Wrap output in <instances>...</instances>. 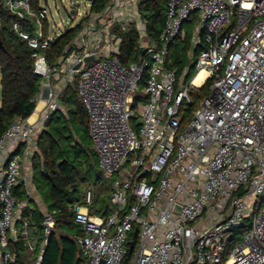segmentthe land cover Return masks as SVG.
I'll list each match as a JSON object with an SVG mask.
<instances>
[{
  "label": "built area",
  "instance_id": "built-area-1",
  "mask_svg": "<svg viewBox=\"0 0 264 264\" xmlns=\"http://www.w3.org/2000/svg\"><path fill=\"white\" fill-rule=\"evenodd\" d=\"M5 4L15 32L36 49L44 105L34 121L17 119L0 138V264H18L22 248L30 254L25 264H42L56 214L34 196L17 151L36 144L39 122L59 108L60 94L73 83L100 166L109 177L118 174L107 217L90 214L92 188L72 208L84 264H264V0H167L159 43L144 29V57L130 64L119 56L115 27L131 23L125 14L132 0L89 10L90 20L54 65L44 51L67 29L52 38L51 10L41 0L37 10L31 0ZM195 18L194 45L204 32L206 47L188 81L189 68L179 73L166 63L171 46L187 35L184 24ZM96 52L100 59L82 63ZM202 68L209 75L198 85ZM208 81L209 95L183 123L182 104Z\"/></svg>",
  "mask_w": 264,
  "mask_h": 264
},
{
  "label": "trees",
  "instance_id": "trees-1",
  "mask_svg": "<svg viewBox=\"0 0 264 264\" xmlns=\"http://www.w3.org/2000/svg\"><path fill=\"white\" fill-rule=\"evenodd\" d=\"M31 1L37 10L40 0ZM111 1L93 0L90 8L91 13L103 12ZM139 13L145 22L148 38L152 42L159 43L167 18V0H141ZM13 17L14 14L7 8L5 0H0V38L4 46L0 48V138L15 120L26 119L34 113L43 82V78L34 72L32 54L36 52V49L15 32ZM85 20H82L79 25L67 29L44 51L52 65L57 64L66 55L65 47L80 34ZM44 26L45 35H47L48 23L45 22ZM28 29L32 34H35L33 21L29 23ZM115 29L121 37L119 56L123 63L138 62L144 57L139 46V31L135 26L126 30L116 26ZM203 33L200 34V43L197 45H194L193 35L187 33L184 39L179 37L170 48L166 66L177 68L179 73L185 68H189L190 74L194 75L197 58L201 50L206 47ZM190 55L193 56V60ZM144 84L145 80L141 85ZM210 84L211 81H208L199 91H194L191 103L184 102L182 104L183 123L196 110L199 101L207 95ZM59 100L66 107L67 114H64L61 109H57L43 122L36 143L39 153L36 154L32 164L33 177L41 173L51 183L48 199L45 197L43 199L48 209L56 214V227L49 237L42 264H84L85 261L79 254L75 239V235L82 234L80 227L71 235H68L65 229L78 225L74 221L72 208L76 204L83 203L85 191L92 188L87 185L92 184L82 182L69 152L63 150L61 144L68 141L70 123L73 121L83 124L89 132L88 116L85 108L80 104L77 83L69 84L60 94ZM21 151L22 148L17 153ZM35 186L40 194L39 187ZM93 187L95 190L93 189L94 198L90 205V214L107 217L113 210L112 184L109 186L101 184L98 187L94 185ZM17 192L21 197H25L24 190L17 189ZM34 218L40 226L41 217L38 211H35ZM17 263L25 264L21 260H18Z\"/></svg>",
  "mask_w": 264,
  "mask_h": 264
},
{
  "label": "rangeland",
  "instance_id": "rangeland-1",
  "mask_svg": "<svg viewBox=\"0 0 264 264\" xmlns=\"http://www.w3.org/2000/svg\"><path fill=\"white\" fill-rule=\"evenodd\" d=\"M141 0H132V4L128 6V11L125 14V19L128 17L131 18V23L124 25L123 22L118 24L117 27H122L126 30L131 26H135L139 31V35L143 33L145 29V22L141 20V17L138 15L139 12V3ZM42 6L49 7L51 10L48 15V23L50 25V31L52 38L59 36L66 29L73 28L81 23L83 19L88 21L89 10L91 8V0H41ZM114 11L116 10L115 5L113 6ZM74 11L75 13H72ZM113 11V10H112ZM86 15L88 16L87 18ZM124 21V20H121ZM197 27V18L186 22L183 26V31L187 34L193 35ZM123 30V29H122ZM117 31V30H116ZM118 32V31H117ZM193 74H189L188 81L192 78ZM142 87V86H141ZM210 93V88L207 91L208 96ZM0 101H1V87H0ZM64 114H67L66 107L60 103L59 108ZM40 121V120H39ZM43 127V121H40L38 124V135ZM36 137V143L37 138ZM69 139L67 142L61 144L63 150L69 152L71 160L76 165L77 170L79 171L80 179L85 184H92L96 187L104 184L109 186L112 184L113 178H117L118 174L113 177H109L105 174L103 169L100 166L98 155L94 149V144L89 132L86 130L85 126L77 121L70 123V133ZM37 147V144H34ZM36 154L39 153L37 147ZM32 168V166H31ZM33 172V171H32ZM81 174V175H80ZM34 185L39 187L40 194L42 197L48 199V191L50 189L51 183L44 177L41 173H38L33 177ZM92 185H87L88 187L95 188ZM35 211H37L35 209ZM79 226H74L72 228H66L65 232L68 235L74 234ZM229 250H227L223 255V260L226 259ZM30 256L29 252L22 248L19 254V261H24V259ZM28 263V261H27Z\"/></svg>",
  "mask_w": 264,
  "mask_h": 264
},
{
  "label": "crops",
  "instance_id": "crops-1",
  "mask_svg": "<svg viewBox=\"0 0 264 264\" xmlns=\"http://www.w3.org/2000/svg\"><path fill=\"white\" fill-rule=\"evenodd\" d=\"M87 17L88 16H86L85 18H87ZM89 20H90V18H88V21ZM86 23H87V21L84 24H86ZM54 80H55L56 85H59V82H60L59 79L58 78H55ZM38 104H39V102H38ZM38 104H37V106H39ZM42 106L43 105H41V108H42ZM36 149H37V147L35 145H33L32 148H30V150H28V151H26V149L24 148V150L22 149V155L24 157V166H25L26 172H27V174H28V176H29L32 184H33L34 196L36 198L41 197L43 199V197L36 190V186L33 183V172H32L33 171V167L31 168V166H32L33 161H34L35 156H36V152H35ZM43 201H44V199H43ZM44 203H45V201H44ZM45 205H46V203H45ZM94 216H97V215H94Z\"/></svg>",
  "mask_w": 264,
  "mask_h": 264
},
{
  "label": "bare ground",
  "instance_id": "bare-ground-1",
  "mask_svg": "<svg viewBox=\"0 0 264 264\" xmlns=\"http://www.w3.org/2000/svg\"><path fill=\"white\" fill-rule=\"evenodd\" d=\"M209 75V72L207 69L205 68H202L198 75L196 76L195 78V83L198 84V85H201L203 82H204V79L206 78V76ZM39 106L36 107L35 111H34V114H32L30 116V120L31 121H34L36 118H37V115H38V112L40 111V108H41V105H44V101H40ZM43 107V106H42ZM39 110V111H38Z\"/></svg>",
  "mask_w": 264,
  "mask_h": 264
},
{
  "label": "water",
  "instance_id": "water-1",
  "mask_svg": "<svg viewBox=\"0 0 264 264\" xmlns=\"http://www.w3.org/2000/svg\"><path fill=\"white\" fill-rule=\"evenodd\" d=\"M72 12H73V11H72ZM3 47H4V46H3V42H2V40H1V38H0V48H3ZM100 57H101L100 53H99V52H96V53H93V54H91V55H89V56H85V57L83 58L82 63H83L84 65H89V64H92L93 62L97 61L98 59H100ZM80 65H81V63H78L75 67L78 68ZM80 104L83 105L81 99H80ZM144 173H145V171H143L139 176H142ZM131 245H132V243H131ZM14 264H15V263H14Z\"/></svg>",
  "mask_w": 264,
  "mask_h": 264
}]
</instances>
